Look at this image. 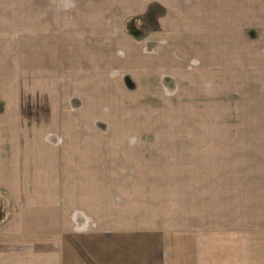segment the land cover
Instances as JSON below:
<instances>
[{"label":"rangeland","instance_id":"obj_1","mask_svg":"<svg viewBox=\"0 0 264 264\" xmlns=\"http://www.w3.org/2000/svg\"><path fill=\"white\" fill-rule=\"evenodd\" d=\"M157 13L0 19L27 179L0 194V264H264V27Z\"/></svg>","mask_w":264,"mask_h":264},{"label":"crops","instance_id":"obj_2","mask_svg":"<svg viewBox=\"0 0 264 264\" xmlns=\"http://www.w3.org/2000/svg\"><path fill=\"white\" fill-rule=\"evenodd\" d=\"M154 9L160 27L166 26V20L171 21L172 33L264 27L261 23H250L264 21V0H0V19L77 20L86 21L85 25L80 23L81 28H90L93 23L98 26L102 21L127 19L131 16L125 15L128 12L147 15ZM45 47L50 51V45ZM52 48L57 51L56 45ZM52 98L62 99L58 95ZM0 104H3L0 118L17 114L8 100L2 99ZM17 137L15 124L0 130V194L10 196L12 203L27 180L22 176L23 155Z\"/></svg>","mask_w":264,"mask_h":264}]
</instances>
